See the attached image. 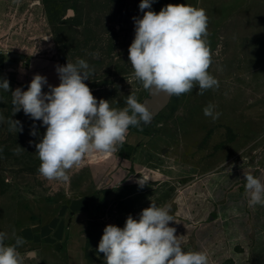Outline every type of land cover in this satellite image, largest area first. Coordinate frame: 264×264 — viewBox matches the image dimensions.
<instances>
[{"label": "rangeland", "instance_id": "374dc122", "mask_svg": "<svg viewBox=\"0 0 264 264\" xmlns=\"http://www.w3.org/2000/svg\"><path fill=\"white\" fill-rule=\"evenodd\" d=\"M140 2L0 0V80L10 85L8 92L0 89V232L7 234L6 244L14 243L18 231L31 228L63 235L57 246H52L53 238H27L18 248L23 264H66L69 228L86 231L88 248H98L107 225L123 228L129 215L139 220L152 202L171 211L178 189L198 175L229 162L264 164V0H242L227 10L215 5L211 16L216 17L208 18L207 31L213 32L207 42L208 71L219 86L200 95L197 85L190 93L171 95L160 107L134 77L128 59L133 18L143 16ZM78 59L90 66L84 82L97 101L122 109L134 94L153 117L130 126L115 151L85 154L68 172V182L50 181L39 174L35 153L46 127L22 109L13 116L11 93L26 91L36 74L49 77L52 65ZM32 60L38 64L34 72L14 68L16 62L21 67ZM43 91L49 92L47 85ZM210 103L220 113L215 120L203 113ZM12 119L21 122L22 131L10 130ZM84 199L93 202L86 214L78 203L73 205ZM42 245L38 256L31 254Z\"/></svg>", "mask_w": 264, "mask_h": 264}, {"label": "clouds", "instance_id": "9594fccd", "mask_svg": "<svg viewBox=\"0 0 264 264\" xmlns=\"http://www.w3.org/2000/svg\"><path fill=\"white\" fill-rule=\"evenodd\" d=\"M153 2L141 0L143 16L133 18L135 37L128 59L134 77L154 94L181 96L198 85V94L203 95L218 87L217 79L208 71L212 61L205 10L168 4L157 13L151 10ZM56 71L60 83L48 85L49 92L43 91L48 81L40 74L34 75L26 91H12V111L14 116L22 109L46 127L35 144L39 174L50 181L68 182V172L81 164L85 154L115 151L116 145L125 141L130 126L149 123L153 114L134 94L127 96L122 109L112 108L105 99L97 101L84 82L91 70L83 59L57 66ZM0 89L9 91L8 80H0ZM203 113L214 120L220 115L211 103ZM10 130L22 131L21 122L10 120ZM30 134L35 136V130ZM21 149L18 146L16 151ZM243 176L248 206H264V183L251 173ZM137 183L141 187L145 184L141 179ZM170 222L176 221L169 206L152 202L141 211L139 220L129 215L123 228L107 225L98 252L104 254L105 264H208L207 253L184 250L183 237L176 235ZM6 238L7 234L0 232V264H23L18 251L25 243L23 237L17 236L11 244L5 243Z\"/></svg>", "mask_w": 264, "mask_h": 264}, {"label": "crops", "instance_id": "0c3cea01", "mask_svg": "<svg viewBox=\"0 0 264 264\" xmlns=\"http://www.w3.org/2000/svg\"><path fill=\"white\" fill-rule=\"evenodd\" d=\"M242 0H154L152 11H160L168 4H186L205 10L208 18L219 4L221 10L241 5ZM135 7V3L133 4ZM225 5H228L225 7ZM148 9H145L147 11ZM212 30H208V40L212 41ZM217 38V36H215ZM259 36L255 38L259 40ZM218 39V38H217ZM217 39H214L217 40ZM261 39L259 40V42ZM17 70L35 71L38 64L34 60L18 67ZM56 65H52L47 77L48 85L60 83ZM262 171V173H257ZM243 173H251L264 183V164L247 162H229L213 170L211 174H202L193 178L189 184L178 189L172 201L170 214L177 222H170L176 228V235L183 237L182 247L185 251H202L207 253L208 264H264V206L249 207L245 195ZM81 206L84 214L93 208V202L87 199L73 202ZM72 205V206H73ZM73 220L72 226L75 227ZM64 246L66 264H105L104 257L98 258V248H88L87 232L72 228ZM54 230L43 233L40 228H31L28 232L15 234L24 241H38L41 237L53 238L52 246H57L62 234L54 236ZM71 235V236H70ZM41 249L34 250L36 256ZM94 256V257H93Z\"/></svg>", "mask_w": 264, "mask_h": 264}, {"label": "water", "instance_id": "95a60500", "mask_svg": "<svg viewBox=\"0 0 264 264\" xmlns=\"http://www.w3.org/2000/svg\"><path fill=\"white\" fill-rule=\"evenodd\" d=\"M150 96L155 100V103L158 107L164 105L170 98L171 95H167L164 93L154 94L149 91ZM33 252H31L32 254Z\"/></svg>", "mask_w": 264, "mask_h": 264}]
</instances>
